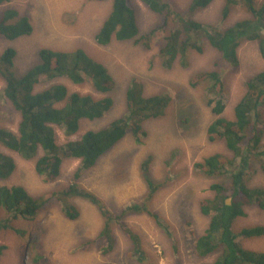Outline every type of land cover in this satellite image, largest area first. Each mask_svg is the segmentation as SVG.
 Listing matches in <instances>:
<instances>
[{
  "label": "rangeland",
  "instance_id": "1",
  "mask_svg": "<svg viewBox=\"0 0 264 264\" xmlns=\"http://www.w3.org/2000/svg\"><path fill=\"white\" fill-rule=\"evenodd\" d=\"M111 1L11 0L0 6V10L12 8L19 15L27 16L33 31L13 41L0 37V52L7 47L15 48L14 68L19 74L38 62L40 48L63 51L82 48L102 62L113 76L116 86L109 94L114 100L113 107L100 119L81 120L78 133L72 137H65L62 129L54 127L58 145L77 140L86 130L98 129L122 115L125 92L133 82L141 86L144 95L162 92L169 96L170 102L164 114L144 124L146 135L141 141L126 136L101 156L93 167L85 170L79 183L95 193L109 208L134 202L147 204L168 226L170 236L147 214H132L124 221L139 235L146 257L128 256L130 244L117 229L114 230L116 243L113 251L103 255V243L96 238L102 225L101 215L93 205L70 198L79 210L75 220L62 215L58 201L32 219H11L8 228L0 230V245L5 246L0 264H199L214 259L211 256L201 260L193 253L195 238L205 230L208 222V218L199 211V201L213 196L210 190L212 183H229L226 175L206 176L196 170L194 164L215 153L231 158L233 154L223 142L207 139V127L215 116L205 104L203 89L191 88L188 79L197 71L211 69L217 52L205 44L203 52L188 51L187 62L176 61L172 68L165 69L159 56L163 45L159 35L149 48L131 40H113L106 46H99L95 35L110 12ZM171 1L181 9L190 2ZM132 3L140 33H143L157 22L158 17L141 1L133 0ZM222 7L223 0H214L196 12L193 18L203 24L224 28L248 16L244 10L236 8L222 20ZM237 55V68L225 76L226 98L222 115L229 119L234 117L233 107L244 93L245 80L263 68L255 41L242 43ZM61 81L71 92L90 94L95 99L105 96L93 92L87 84ZM2 88L0 80V126L15 131L19 115L3 99ZM260 144L264 147V136ZM0 150L15 162L12 174L7 179H0V186H21L33 196L49 195L66 186L79 163L73 158L64 159L58 179L44 183L35 173V159L25 160L2 146ZM147 157H151L148 165L150 176L161 185L148 201L140 169ZM261 162H264V154L249 159L245 178L250 187L264 188ZM228 198L231 202V197ZM244 209L245 215L233 222L235 233L244 227L264 226V209L258 206H245ZM6 216L0 209V223L5 222ZM88 240L96 242L89 244ZM236 240L248 250L264 252V234L247 238L238 236Z\"/></svg>",
  "mask_w": 264,
  "mask_h": 264
},
{
  "label": "trees",
  "instance_id": "2",
  "mask_svg": "<svg viewBox=\"0 0 264 264\" xmlns=\"http://www.w3.org/2000/svg\"><path fill=\"white\" fill-rule=\"evenodd\" d=\"M10 1L0 0V6ZM132 1H111L110 12L95 35L99 46H106L113 40H131L149 48L159 35L163 41L159 56L165 69L172 68L176 61L187 62L188 51L201 53L205 44L217 52L213 67L193 73L188 85L193 89H203L205 104L215 116L207 127V139L223 142L233 157L215 153L194 164V168L206 176L226 175L229 185L212 183L210 190L213 196L199 201V211L208 218V222L205 230L195 238L193 253L201 260L214 257L211 262L199 264H264V252L248 250L236 240L238 236H261L264 226L244 227L238 233L233 230L235 219L245 215V206L264 209V188L250 187L245 178L249 159L264 154V149L260 151L264 148L260 144L264 136V0H223L222 20L236 8L248 15L224 28L203 24L193 18L196 12L214 0H190L185 9L177 7L171 0H139L158 17L157 22L143 33H140ZM32 31L27 16L19 15L12 8L0 10V37L13 41L30 35ZM247 41L256 42L263 68L245 80L244 93L233 107L234 117L229 119L222 115L226 98L225 76L237 68V50ZM15 56L14 47L0 52L3 99L19 115L15 131L0 126V146L25 160L35 159V173L44 183L58 179L64 159L73 158L79 163L70 182L49 195L33 196L17 185L0 186V209L7 215L5 222L0 223V230L7 229L11 219L34 218L56 201L62 215L75 220L79 210L70 198H78L93 205L102 217L96 238L103 243V255L113 251L116 243L114 230L117 229L130 244L128 256L145 258L139 235L124 219L132 214L145 213L170 236L168 226L160 216L140 202L109 208L95 193L84 188L79 179L85 170L93 167L101 156L126 136L141 141L146 135L144 124L164 114L170 102L169 96L162 92L144 95L141 86L133 82L125 92L122 115L98 129L86 130L77 140L58 145L54 127L62 129L65 137H72L78 133L81 120L100 119L109 112L114 105L109 94L115 89L116 82L108 68L82 48L68 51L40 48L38 62L19 74L14 68ZM61 80L74 85L87 84L93 92L105 96L95 99L90 94L71 92ZM150 159L147 157L140 166L147 187V201L161 186L150 176ZM14 168V159L0 150V179L10 177ZM260 168L264 172V162L260 163ZM228 197H231L229 205L225 202ZM94 242L88 240L89 244ZM4 249L5 246L0 245V255Z\"/></svg>",
  "mask_w": 264,
  "mask_h": 264
},
{
  "label": "water",
  "instance_id": "3",
  "mask_svg": "<svg viewBox=\"0 0 264 264\" xmlns=\"http://www.w3.org/2000/svg\"><path fill=\"white\" fill-rule=\"evenodd\" d=\"M225 202L227 205H229L230 204V198H226Z\"/></svg>",
  "mask_w": 264,
  "mask_h": 264
}]
</instances>
